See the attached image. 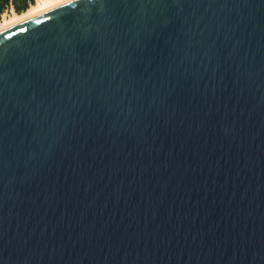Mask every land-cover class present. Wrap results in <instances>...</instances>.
I'll use <instances>...</instances> for the list:
<instances>
[{
    "label": "water",
    "instance_id": "95a60500",
    "mask_svg": "<svg viewBox=\"0 0 264 264\" xmlns=\"http://www.w3.org/2000/svg\"><path fill=\"white\" fill-rule=\"evenodd\" d=\"M0 264H264V0L0 29Z\"/></svg>",
    "mask_w": 264,
    "mask_h": 264
},
{
    "label": "bare ground",
    "instance_id": "6f19581e",
    "mask_svg": "<svg viewBox=\"0 0 264 264\" xmlns=\"http://www.w3.org/2000/svg\"><path fill=\"white\" fill-rule=\"evenodd\" d=\"M71 1L74 0H35V3L21 14L15 12L8 15L4 14L0 20V29L14 27L47 12L51 8Z\"/></svg>",
    "mask_w": 264,
    "mask_h": 264
},
{
    "label": "trees",
    "instance_id": "16d2710c",
    "mask_svg": "<svg viewBox=\"0 0 264 264\" xmlns=\"http://www.w3.org/2000/svg\"><path fill=\"white\" fill-rule=\"evenodd\" d=\"M34 3L35 0H0V20L5 13L13 11L21 14Z\"/></svg>",
    "mask_w": 264,
    "mask_h": 264
},
{
    "label": "rangeland",
    "instance_id": "374dc122",
    "mask_svg": "<svg viewBox=\"0 0 264 264\" xmlns=\"http://www.w3.org/2000/svg\"><path fill=\"white\" fill-rule=\"evenodd\" d=\"M13 11H11V12H8V13H5V15H8V14H11Z\"/></svg>",
    "mask_w": 264,
    "mask_h": 264
}]
</instances>
